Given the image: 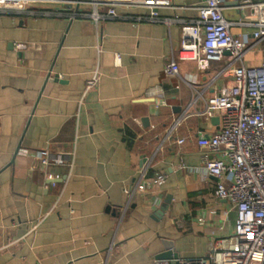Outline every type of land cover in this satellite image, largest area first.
I'll list each match as a JSON object with an SVG mask.
<instances>
[{"label":"crops","instance_id":"obj_1","mask_svg":"<svg viewBox=\"0 0 264 264\" xmlns=\"http://www.w3.org/2000/svg\"><path fill=\"white\" fill-rule=\"evenodd\" d=\"M66 1L0 12V264H175L157 259L168 244L179 259L231 247L236 210L215 196L218 182L206 174L197 143L218 132L220 118L196 115L204 104L192 102L231 87L233 78L221 74L226 62L201 72L179 59L181 28L197 20L200 1L165 0L157 21L151 9L119 5L118 18L97 23L86 17L96 11L91 0ZM237 4L225 2L226 19L257 21ZM253 31L231 28L248 46ZM173 60L180 76L166 79ZM263 64L264 41L242 60L247 69ZM96 72L99 84L87 92ZM152 91L167 105L156 107ZM43 150L55 158L45 168L37 157ZM147 158L148 177L164 175L165 183L130 202L125 191Z\"/></svg>","mask_w":264,"mask_h":264},{"label":"built area","instance_id":"obj_2","mask_svg":"<svg viewBox=\"0 0 264 264\" xmlns=\"http://www.w3.org/2000/svg\"><path fill=\"white\" fill-rule=\"evenodd\" d=\"M196 7L198 18L190 25L181 28V61L195 62L201 72L210 68L212 63L226 62L221 74H230L233 85L206 99L200 96L192 105L204 104V109L196 112L207 120L218 116L220 127L213 135H204L198 140L200 150H204V170L209 177L217 180L215 196L219 200L229 201L236 210V222L231 247L219 253H211L205 258L178 259L175 264H264V64L259 68L247 69L242 65L243 57L254 46L264 41V2L238 0L237 9L244 12L250 9L257 17L254 23L231 22L224 16V4L227 0H199ZM71 4L66 0H0V12L5 8L20 11L33 4ZM82 5L85 2H73ZM95 7V13L86 16L96 23L99 20L118 18L115 7L135 6L151 9V20L157 21L155 12L168 6L165 0H136L114 2L91 0L87 2ZM100 7H107V13L101 15ZM138 20H142L138 18ZM233 26L253 27L254 42L248 46L243 38L231 33ZM18 50H24V44H17ZM117 62L120 56L116 55ZM163 75L166 79L180 76L176 61L169 62ZM100 74L95 73L87 83L86 91L96 88ZM150 97H158L156 107L167 105L166 100L156 91L149 92ZM181 120H174L168 129L166 141H171L177 132ZM182 145L184 139L177 141ZM210 154H219L213 159ZM42 166L48 167L55 162L51 152L38 153ZM153 159L147 158L138 181L133 188L125 191L131 202L137 193L146 192L154 186H162L166 176L156 175L150 179ZM230 182L225 187L222 181Z\"/></svg>","mask_w":264,"mask_h":264},{"label":"water","instance_id":"obj_3","mask_svg":"<svg viewBox=\"0 0 264 264\" xmlns=\"http://www.w3.org/2000/svg\"><path fill=\"white\" fill-rule=\"evenodd\" d=\"M166 249H167V251L165 253L158 256L157 259L159 261L160 260H172V259L178 260L179 259L177 254H174L173 252H171V250H172L171 244H168Z\"/></svg>","mask_w":264,"mask_h":264},{"label":"rangeland","instance_id":"obj_4","mask_svg":"<svg viewBox=\"0 0 264 264\" xmlns=\"http://www.w3.org/2000/svg\"><path fill=\"white\" fill-rule=\"evenodd\" d=\"M4 7V5L2 4V5H0V8H3ZM7 10H11L10 8H5V10H3V11H7Z\"/></svg>","mask_w":264,"mask_h":264}]
</instances>
